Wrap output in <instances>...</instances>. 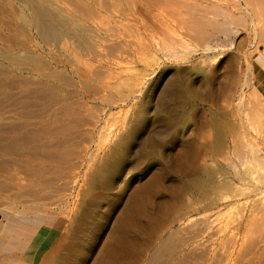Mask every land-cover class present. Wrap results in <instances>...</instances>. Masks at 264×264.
I'll return each instance as SVG.
<instances>
[{
  "label": "rangeland",
  "instance_id": "rangeland-1",
  "mask_svg": "<svg viewBox=\"0 0 264 264\" xmlns=\"http://www.w3.org/2000/svg\"><path fill=\"white\" fill-rule=\"evenodd\" d=\"M7 1L4 0L3 2ZM11 1L13 4L15 3L14 6L20 4L17 2L19 0ZM183 1L185 0H182L180 4L184 3ZM51 2H57L62 8L70 6L66 0H51ZM188 6L179 5L178 7L175 5V8L177 7L176 9L174 8L175 10L178 11L180 8L177 15L175 13V15L170 16L169 11V16H166L167 13L165 12L157 20L151 16H145V21L143 15L131 16L126 20L117 17H110L108 20L105 18L103 21L99 19L101 23L103 22L101 25L104 27H101L100 21L97 22L98 20H96V24L94 22L91 25L102 28L99 31H101L100 35L104 37L102 36L103 39H101L103 40L101 41L103 43L101 46V50H103L101 57L103 56V59L99 58L101 61L93 59L95 63L88 55H81L84 61L79 56L81 52H85L83 49L84 42L87 41L85 37H90V31L88 30V33L87 31L82 32V38L80 36L76 37L77 39H75V36L73 37L71 42L76 40L74 45L76 46L77 44V47L81 48L82 51L80 52L81 49H77L71 43L69 51H75L76 57L78 56L77 60L76 57H74L75 59L73 58L72 63L76 60L74 63L77 62L76 65H80L79 67L84 68V71H89L92 67L94 69L99 63L101 65L104 64V68H113L112 77L105 75V73L101 76L111 77L110 81H107L106 78L105 80L100 78L101 81L98 80L100 84L98 81H91V83H98V85H102L105 82H111V85L113 83L112 87L108 88L111 91V95H113V90L117 94L116 91L122 88L120 82L123 78H128L127 76L130 73L136 72L140 68L144 71V65L142 62L139 63L138 59L140 52L137 51V55L134 56V52H136V47L134 48L135 42H138L140 46L141 43L143 46L147 45L145 46L146 49L144 48V54L141 55L145 56L150 50L149 54H152V62L153 64L155 62V65H152L154 68H148L150 74L148 71H144L147 76L144 77V85L137 97L125 101L127 103L120 102L121 107L116 106L114 108L115 105H109L108 103L107 105L105 102L102 103L103 100L100 101V99L96 100L97 103L95 102L97 106L94 103L96 108L103 109L104 107L107 109L106 112L102 113L101 126H107L103 128L105 133L112 132L111 134L109 132L110 138H108L106 143L103 135H98V130L94 135V149H98L97 152L100 151V153H97L98 155L100 154L99 156H104V162L106 161L104 168H106H103L100 172L102 175L96 174L95 169L93 170L94 172H88L89 175L85 177V179H88L83 181V183L87 181L89 185L81 182L83 187H80L84 189H78L80 195L76 191L72 197L73 199L71 198L69 201L68 205L70 207L67 205L68 209L66 208L64 211L58 209L60 212L56 210V214L50 212L49 216L56 219L59 218L60 222L57 221V229L60 226L58 231L60 230L59 239L61 242L58 240L56 248H48V252L38 255L33 264H137L141 258V253L148 246L153 245L157 237L166 233L173 225L182 227L181 219L192 212L194 201H197V198H201V195H203L201 192H205L212 183V175L217 176L215 179H221L224 177L223 173L232 169L233 161L238 160V158L234 155L233 138L231 137L233 134L242 135V131L245 129L243 117H246L248 121L251 119V124L253 122L258 130L260 124L258 126L257 124L260 122L257 123L256 116L259 114V108L262 111L264 110V103L262 105L260 99L256 101L258 95L256 96L255 94H261L262 96L259 95L258 98L264 99V0H208L200 3L196 2L193 7L189 6L188 8ZM172 7H170L171 11ZM177 17L180 19H177ZM169 18L174 19V21ZM162 20L170 22L169 25H167L168 22L166 23ZM157 21L162 23L158 25ZM155 22H157L158 26H156ZM60 24L58 26L62 30L64 25L61 24V26ZM143 24H147L148 30ZM22 25L24 26V24ZM169 26H171L170 29ZM23 28V32L21 31L20 33L25 36L20 35L19 32H16L17 34H9V36H12L14 40L25 41L28 37L27 34H32V37L37 42L46 47L47 45L52 46V43H55L54 40H57L51 38L53 41L49 40L50 43H45L35 29L29 25H25ZM103 28H106V31L111 28L112 31L109 29L110 32L106 33ZM63 31H61V34ZM136 32L141 33L143 37H139L138 33L137 35L139 36H136ZM84 33L87 34L85 35ZM136 37L138 40L144 38L142 39L143 42L141 39L138 41ZM81 40L83 41L82 43H80ZM106 40L109 43V50L106 49L108 44ZM115 40L117 42H114ZM122 41H126L124 46L121 45L124 43ZM105 42L107 43L106 47H104ZM131 42L133 45L130 44ZM112 43L123 46L125 50H122L123 47L118 46L122 49L120 53L118 48L117 53V47L112 46ZM138 46L137 50L140 47ZM0 47H2L0 49L4 51H2L3 53L8 52V50H5L7 48H3L5 47L4 44L0 43ZM24 54L27 56L26 53L18 55L19 60L24 59ZM43 55H40V58L37 56V58L39 62L47 63L46 60H49L50 57H45L44 53ZM104 58H106V62ZM88 59L89 61L91 60L89 62L91 67ZM136 59H138V62H136ZM27 60L25 58V61H23L28 62L29 60ZM30 63L32 62L27 64ZM135 63L137 64L136 66ZM76 65L74 64L73 66L76 67ZM85 65L90 68L88 69ZM132 65L133 68L131 70ZM125 67L129 72L123 69ZM64 74L66 73L64 72ZM116 75H118L117 78ZM69 77H71V73ZM121 77L123 78L119 80L118 78ZM0 78V82H4L1 74ZM247 79L248 81L250 80V83L248 82L249 85L246 84L247 82L245 83ZM118 87L119 89L117 90ZM108 89L105 92L110 95ZM254 89L256 90L255 93L253 92ZM240 95L244 96L243 99H246L245 104H247L243 112L244 116L239 109L240 100L238 97ZM251 99L256 103L259 101L261 105H256L259 108L255 109L256 103H251L254 102ZM237 102L238 105H236ZM247 102H250L249 105ZM262 111L260 112L264 113ZM262 116L261 118L263 119L264 114ZM240 121L241 125L243 122L242 127L244 129L241 126L236 127L238 124L236 122L240 123ZM261 123H264V121ZM123 126L124 128H122ZM239 127L242 129H239ZM237 128L239 129L238 133L237 131L234 133V130H238ZM105 129H108V132ZM263 129L262 127L260 134V127L259 132L254 127L250 131H254L256 136L254 135V137L252 132V136H248L251 139L254 138L255 141L257 140V143L260 140L261 142L258 143L260 146H264ZM101 136L103 139H101ZM118 140H122V142L115 149V143ZM98 142L102 144L98 145ZM224 144L225 146H223ZM99 146H103V148L100 150ZM109 154L113 156L110 157ZM106 155L109 156V159L108 157L106 159ZM218 171L221 172V175ZM140 173L142 176L139 179L134 177ZM209 176H211L212 180ZM88 181L92 183H88ZM197 187L199 188L197 189ZM28 188L33 189L35 187L28 186ZM28 195L20 199L25 200V207H23L26 211L28 210L27 213H30L29 215L46 212L43 209V204L48 200ZM2 198H4V201ZM5 198V196H1V202H4L3 205L2 203L0 204L2 205L0 206L1 215L5 210H8L4 206L8 203L14 204L16 202V206H14L23 210L22 205L19 204L20 199L14 197ZM233 203L222 208L225 216L237 212L236 209L239 206L237 202ZM35 206L40 208L41 211L38 208H34ZM1 215L0 218L2 217ZM12 216H14L12 220V225L14 224V226L25 228L31 225L30 222H25L17 215ZM64 219H67L66 222L62 221ZM34 226L32 224V227ZM244 231L242 234L246 235V237L247 234H251L247 233L248 231L244 234ZM43 235L41 238H45L46 235ZM30 242L33 244V241ZM35 244L40 243L36 241ZM31 254L29 252L27 255L32 256Z\"/></svg>",
  "mask_w": 264,
  "mask_h": 264
},
{
  "label": "bare ground",
  "instance_id": "bare-ground-1",
  "mask_svg": "<svg viewBox=\"0 0 264 264\" xmlns=\"http://www.w3.org/2000/svg\"><path fill=\"white\" fill-rule=\"evenodd\" d=\"M3 1L4 0H0V43L4 44L5 47L3 48H7L5 50H8V52L3 53L4 51L0 49V74L3 77L2 80H4V82H0V199L1 196L20 199L29 194L48 200L43 204V209H45L46 212L43 214L38 213L36 215H29L30 213H27L28 210L26 211L24 208V199H20L21 201H19L23 210L15 207L16 202L14 204L8 203L4 205L8 210H5L2 215L0 214L2 216L0 218V256L2 254H8L13 256L16 261L23 257L21 253L37 228L48 230L50 236L45 242H42V246L37 249L35 256L38 257V255L48 252V248H56V245L58 244L57 241H60V230L58 231L60 226L57 229L58 222H60L58 217L60 215L58 214V219L52 218L49 216L50 212L56 214V210L58 209L64 211L76 191L80 195L79 190L83 187L82 185L85 183L87 184V181L83 183V181L88 179H85V177L88 176L90 172H94V169L96 170V174H101L100 172L103 170L104 166H106L104 165V163H106V161L104 162V156H99L100 154L98 155L97 153H100V151L97 152L98 149H94V135L98 130V135H103L106 143L108 138H110L109 132L110 134L112 132H108V129H105L108 133L103 131V128H106L107 126H101L102 113L104 111L106 112L107 109L104 107L103 109L96 108L97 101L99 99L100 101L103 100L102 103L105 102L109 105L113 104L115 105V108L116 106H120V102H125L137 97L144 85V77L147 76L145 72H147L150 67H153L152 65H155V62L154 64L152 62V54H149L151 52L150 50L145 56H142L146 49L145 46L147 45L143 46L141 43L140 46L138 42H135L137 46L139 45L140 47L138 46L139 48L137 50V46L134 43V48L136 47L134 56L137 55V51L140 52L138 59L139 63L142 62L144 65L145 72L142 71L143 69L141 70L139 66L140 69L137 67L139 70L130 73V75L127 76L128 78H118L119 80L122 78L124 79L120 82L122 88H120V90H118L119 87L117 88V94H115V91L113 90V95H111V91L108 88H111L113 83L111 85V82H105L103 84L101 83L102 85H98V80H100V78H103L101 80H105L106 77H101L104 75L103 73L112 77L113 68H104V64L101 65L99 63L100 65L98 64L97 67L94 66V69L92 67L89 71H84V68L82 69L79 67L80 65L77 64V66V62L74 63L77 60V54H75L73 49L71 50L74 52L69 51L71 43L74 45L76 42V40L75 42H71L73 41V37L75 36V39H77L78 36H83L82 32L87 31L88 33L89 30L90 37H85L87 41L84 42L83 48L86 53L81 52L82 49L80 48V50L79 47H77V44L74 46L80 50V57L88 55L92 61L93 59L100 60L103 57H101V52L103 51L101 50L103 44L101 43V41H103L101 39H103L104 36L100 35L101 31H99V29L102 28L91 25L94 22L96 24V20L99 22L101 19L102 21L103 19L105 20V18L108 20L110 17H117L126 20L131 16L136 15H143L144 20L146 18L145 16H151L157 20L161 18L160 16L162 13L165 14V12L167 13L166 16H169V11L170 16L175 15V13L177 15L180 8L178 11L175 10L177 8H175V5L178 7L179 5H189L193 7V4L196 2L200 3L201 1L205 2L208 0H185L183 1L184 3L181 4L180 2H182V0H66L71 8L70 6L62 8L57 2L54 3L51 2V0H19L17 2L20 4L18 6L15 5L17 7L14 6L15 3L13 4L11 0H8L7 2ZM165 7L167 8L165 9ZM170 7H172V11ZM181 14L182 13L180 12V15ZM169 19L174 21L172 18ZM177 19L180 18L177 17ZM157 22L158 25L162 23H159V21ZM157 22H155V24ZM60 23L64 25L62 28V30H64L62 34L61 27L58 26ZM99 23L100 25L103 24L101 21ZM169 23L170 22H168L167 25H169ZM177 23L179 24V22ZM22 24H24V26L29 25L31 28L35 29L36 33L43 38L45 43H48L49 40L57 39L54 40V44L52 43L53 47L50 45L48 46L47 44V47L40 44L32 37V34H30L31 36L27 34L28 37L25 41L14 40L12 36H9V34H17L18 32L20 35L25 36L20 33L21 31L23 32L24 29ZM146 25L143 24L144 27ZM158 25L156 24V26ZM101 27L104 26L101 25ZM170 27L171 26H169V29ZM106 28H103V30ZM164 28L166 29L167 27L164 26ZM109 29L111 30V28H108V31ZM108 31H106V33ZM137 31L139 32V30ZM138 32L135 33L136 36L140 35L139 37H143L142 34H139ZM137 33L139 35H137ZM140 39L142 41L144 38ZM117 41L115 40L114 42ZM82 42L83 41L81 40L80 43ZM122 42L124 43L120 44L124 46L126 41ZM132 42L130 44H132ZM107 43L105 42L104 47H106ZM108 45L109 43L107 44L106 49H108ZM121 45L113 44L112 46H116L117 51L119 48L118 46L123 47ZM121 49L119 48L120 53ZM122 50H125L124 47ZM22 53H26L27 56L24 54V59L19 60L18 55H21ZM43 53L45 54V57H50L49 60H46L47 63L44 62L45 64L39 62V59L37 58V56L40 58V55H43ZM74 57H76V60L73 63L76 67H74V64L72 63ZM25 58L29 60H27L28 62L32 63L27 64L28 62H24ZM80 59L79 61L82 60ZM104 59L106 62V58ZM138 59H136V62H138ZM82 61H84V58ZM90 61L88 59V63ZM86 62H84V64H86ZM93 62L95 63V61ZM136 65L137 64L135 63V66ZM85 66L87 67V65ZM89 66L91 67L90 63ZM132 68L133 65L131 70ZM123 69L129 72L126 67ZM119 70H121V68H119ZM64 72L68 75L67 77ZM68 72L71 73V77H69L70 73ZM148 73L150 74L149 71ZM118 75H116V78ZM110 78H106L107 81H110ZM91 81H98V83L93 84ZM116 82L114 83L116 84ZM248 82L250 83V80L248 81L247 79L245 83L248 84ZM107 89L110 91H108L110 95H107L105 92ZM255 91L256 90L254 89L253 92L255 93ZM254 93L253 95H258L256 101L260 99V102L263 105L264 99L258 98L261 94ZM243 97L241 95L238 97L240 100L239 109L242 115L247 106V104H245L246 99H243ZM253 99H251V101ZM251 103L256 102L254 101ZM257 104H260L259 101L255 104V109L258 107H256ZM236 105H238V102ZM260 111L262 110L259 108L258 115V112L256 111V119L258 120L257 123L260 122L257 126L260 124L258 130L260 127L259 131L261 134V128H264V123H261L264 121V118L262 119L261 117H263L262 114L264 113H261ZM244 118L246 117H243L245 129L242 127L243 122L241 125L242 120L240 118V123L236 122L240 125H235L236 127L241 126L244 129L242 135L240 133L241 131L239 132L241 136H239V134L231 135V138H233L234 155L238 158V160L233 161V164L231 165L232 169L223 173L222 175H224V177L221 179H215L217 176L212 175V183L208 187L206 186L207 190L204 188L205 192H201L203 194L201 195V198H197V201H194V207L191 205L193 207L191 210L192 212L188 214L187 217H181L183 223L182 227H176L173 225V227L166 233L157 237L155 243L148 246L141 253V258L137 264H169V262L170 264H264V146L258 144L261 142L260 140L257 143V140L255 141L254 138L251 139L248 137L252 133L253 136H256L254 131L252 132L250 129H254L255 127L256 131L258 130L253 122L251 124L252 120L250 118H248L251 120H249L250 123L247 118ZM254 122L256 123V121ZM250 125L252 127L255 126L250 128ZM241 127H239V129ZM122 128H124V126ZM231 129L233 130V128ZM239 129L234 130V133L236 131L238 133ZM103 137L101 139H103ZM116 137L118 136L116 135ZM121 142L122 140H118V142L116 141L115 149ZM97 144L99 145L102 143L98 142ZM223 146H225V144ZM101 148H103V146L100 147V150ZM106 154L108 155V152ZM107 155L106 159L107 157L109 159L110 154L109 156ZM112 156L113 155L111 154L110 157ZM89 169L92 171H88ZM220 173L221 172H219V174ZM92 176L94 175L92 174ZM141 176L142 174L140 173L134 177L139 179ZM28 177H31L32 179ZM210 177L211 176H209V178ZM95 178L97 177L95 176ZM88 183L92 182L88 181ZM28 186L35 188L31 189L28 188ZM198 188L199 187H197V189ZM84 195L87 196L86 194ZM2 199L4 201V198ZM2 199L0 200V204L2 203L3 205L4 202H1ZM232 202H237L239 208L236 209L237 212L235 214L233 213L234 215H227L225 212L227 215L225 216L222 208L228 206ZM68 206L70 207V205ZM34 208H36V206ZM38 210L41 211L40 208H38ZM12 215H17L25 220V222H30L31 225H28L25 228L14 226V224L12 225V220L14 219V216ZM66 220L67 219H64L62 221L66 222ZM178 220L180 221V219ZM39 222L42 223L40 224ZM32 224L35 226L32 227ZM244 230L251 234H247L246 237V235L242 234ZM246 231H244V234H246ZM118 241L120 242L119 239Z\"/></svg>",
  "mask_w": 264,
  "mask_h": 264
},
{
  "label": "crops",
  "instance_id": "crops-1",
  "mask_svg": "<svg viewBox=\"0 0 264 264\" xmlns=\"http://www.w3.org/2000/svg\"><path fill=\"white\" fill-rule=\"evenodd\" d=\"M43 234H45V238H41L42 236H44ZM50 236V232L46 229H42V228H37L34 235L32 236L31 239L28 240V244H26L27 246L25 247V249L22 251V256L23 258H21L20 260H14V257L8 254L5 255H1L0 256V264H33V262L35 261V253L37 251V249H39V247H41L42 242H45V240H47V238ZM30 241H33V244H31ZM38 241L40 244H35V242ZM30 242V244H29ZM31 252L32 256H28L27 254Z\"/></svg>",
  "mask_w": 264,
  "mask_h": 264
}]
</instances>
